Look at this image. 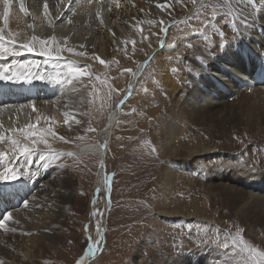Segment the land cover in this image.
<instances>
[{
  "label": "bare ground",
  "instance_id": "1",
  "mask_svg": "<svg viewBox=\"0 0 264 264\" xmlns=\"http://www.w3.org/2000/svg\"><path fill=\"white\" fill-rule=\"evenodd\" d=\"M67 1L47 0L49 11L46 13L44 11L45 0H27L26 12L21 11L20 0H10L11 8L8 11V23L5 26L3 22L4 5L3 0H0V28L5 29L6 37L8 33L13 34L16 37L17 44L27 42L33 35L40 39H50V35L53 33L52 25L63 21V19L58 20V16L59 12L64 10L66 17L75 24L73 31H66L64 26L61 31L64 35L63 42L66 49L71 48L73 50L68 53L75 54L74 42L76 39L79 40L84 37L85 43L88 45V55L92 54L105 60L109 57H116L117 53L121 52V47L127 45L128 39L139 34L144 35L142 29L146 17L152 19L160 28H162L161 21H163V27L170 21V18L164 13L165 11L156 7L158 3H164L165 0H76L75 5L72 6L74 9L66 7ZM213 1L222 10V12L220 11L221 15L218 23L232 19L236 36L218 54H215L214 51L207 54L205 50L202 54L200 53V44L210 34L209 26L206 31H201L188 38L187 45L197 46L194 53L201 55L199 58L206 61L204 65H200L199 60L197 66L194 64L199 69V74L194 77L195 81L193 80V82L186 83L183 86L187 80L185 67L179 68L176 65L178 63L173 65L169 61L168 63L165 61V53L168 55V52H174L175 47L163 45L162 53L157 50L152 52L154 53V60L156 59L157 68L162 70V73H158L159 78L156 85L162 86L166 95L170 97L183 92L182 98H184V103L180 102V98L178 100L174 98L175 101L172 99L173 110L167 116L171 122L164 127L161 133L165 138L162 141V144H165L164 151L166 150L168 153L167 167L164 168L163 177L166 180V185L174 187L177 184L176 179L185 173L187 179L186 182L183 181L184 186L188 187L190 184H194L196 187H203L206 194L216 195L217 197L211 202V206L219 211L220 217L228 216L229 218L231 216L239 220L241 225L246 228L247 238L256 239L257 241L260 238L264 244V197H261L264 196V161L252 167L255 170L253 176L241 177L235 171L240 165L234 164L235 158L229 149L217 151L208 149L203 145L196 146L195 150L193 148L184 150L174 147L175 145L182 146L186 142L180 140V137H182L180 133L181 131L184 132L183 129L185 128H188L187 130H190L192 133H189L191 134L199 130V134H209L217 139L239 134H244L248 138L264 135V84L258 77L259 74L264 77V0H253V3H249V0H196L195 4L191 0H182V2L181 0H168L172 5V16L180 18L197 9H206L207 4ZM100 6L106 7L108 9L107 13L98 11ZM154 16H158L160 19L156 20ZM97 18L100 19L99 23H95ZM237 18H241L243 24L240 25L239 20H236ZM218 23H216L217 26ZM136 24L140 28L136 29ZM91 27L95 30L87 33L86 29L88 30ZM216 29L218 30V27ZM225 32L230 33L231 31L226 27ZM123 42L125 43L121 44ZM145 42L150 46L151 41L149 42L147 39ZM181 42L182 39L178 44L180 45ZM251 51L254 52V57L251 56ZM28 53L24 52L22 55ZM16 58L8 56L6 59H0V64H12ZM187 59H184V63L187 62ZM38 61L37 59L32 62L35 64V69L32 71L30 81L34 79L37 71L41 75L50 76L45 71L43 63ZM189 62L195 63V60L191 57ZM191 74H194V72ZM199 79L201 82H198ZM32 82L33 84L31 82L19 84L12 80H0V120L2 119L1 121L7 123L6 132L10 129L12 131H9L14 133V135L9 136V134V137H7L4 131L0 129L3 132L1 135L6 137L3 142H0V152H11L5 157L9 161L15 157L11 151L10 138H19L23 141L20 130L26 129L28 125H36L41 132H44L45 139L50 145L45 129L54 130L62 135L75 134L76 130L80 131L82 129V127L75 126L76 120L84 122L88 116L86 115L88 112L86 94L82 91L79 83L72 82V87H68L66 90L56 88V83L54 85L55 91L60 94H56L53 87L51 89L53 94L58 96L55 95V98L51 99L49 96L46 98L45 89L38 85V87L34 86L36 82L49 83L48 79L37 78L36 81L32 80ZM257 82H260L262 86L257 85ZM136 83L137 80L134 79L129 85L130 90L133 89ZM154 87L153 83H148L149 92ZM185 90L190 91V94L184 93ZM36 91L38 94H42L41 92L44 91L45 98L42 97L43 99L36 102L34 106L33 101L36 99H33V95ZM29 104L32 106L28 107ZM168 110L170 111V108ZM118 116L119 111H113L105 128L100 132L97 143L86 146L82 150L83 152L92 151L93 154L97 152L96 155L98 154L102 158L103 166L107 147H105V144L117 122ZM4 118H9V120ZM38 118L39 123H37ZM34 130L31 129V131ZM196 136L197 138H186L189 142L194 143V147L196 140H203L201 136ZM37 138L34 137L33 139ZM40 145L45 144H37L36 155L32 156L31 159L25 160L24 157L16 156L18 157L17 163L12 165L18 167L20 172L25 168L30 175H21L22 177L19 176L15 182L0 180V223H5V228L0 229V264H3V260H6L4 264H39V261L32 254L43 252L44 249L39 247L47 242L46 239L52 238L41 231L42 228L51 229V225H53H49L52 219L48 221L49 216L53 214L44 212L47 211V208L49 209L52 203H60L63 196L59 191L57 192V189L64 181L61 178L62 169L53 167L50 159L44 161L43 165L41 163H32L31 165L32 161L42 162L39 159V154L47 152L40 151L38 149ZM234 153H237L239 159H242L238 151H234ZM220 154L225 159H222L215 168L204 170V166L209 164V160L212 162L214 159L220 158ZM230 157L233 158V161L229 159ZM221 163L223 164L221 165ZM29 165H31L30 170L26 169ZM103 166H101V172H104ZM3 170L4 167L1 165L0 172ZM192 171L194 175L200 176L202 183L198 181L199 179L189 181L191 178L189 175ZM103 178L101 182L100 178L97 179V183L103 185L105 191L110 195V182L106 181V177ZM245 178L248 183L245 182ZM30 188L40 199H43H41V204L46 206V210H42L44 205L42 208L35 205ZM18 195L22 196L24 203H20L21 201L17 198ZM76 198L77 202L81 203V200H79L80 195L77 193ZM193 200L197 203L195 197H193ZM186 201L183 202L178 213H165L166 221L174 223L179 220L182 223L186 219H189V222L199 219V221L206 222L203 213L195 212L191 215L187 211ZM200 203V205L196 204V210L197 207L204 208L207 204L204 199H201ZM25 205L27 207H23ZM56 206H52L53 210L51 212L59 209ZM35 207L40 208L41 211L36 209L33 211ZM58 212L63 213L61 210ZM9 214H11V220L6 219ZM209 227L211 231L214 226L209 225ZM193 232L195 231H192L191 234ZM193 237L191 235L189 238L195 240ZM30 241L37 242L38 246H34ZM165 241L167 243L166 239ZM169 242L170 249H173L172 253L160 254V256L148 253V255L143 256L144 258L141 261V256H136L138 260L136 264H160V262L165 264H251L250 261H247L248 259H242L243 253H233L231 249L224 250L215 247V249L205 251L204 249H198L195 245L192 248L194 243L190 245L188 242L185 245L178 246L177 242L173 240H169ZM142 247L143 245L140 246L141 250ZM22 253L25 257H28L27 261L21 259ZM167 256H169L168 260L166 259ZM9 261L10 263H8Z\"/></svg>",
  "mask_w": 264,
  "mask_h": 264
},
{
  "label": "rangeland",
  "instance_id": "2",
  "mask_svg": "<svg viewBox=\"0 0 264 264\" xmlns=\"http://www.w3.org/2000/svg\"><path fill=\"white\" fill-rule=\"evenodd\" d=\"M20 2H23L24 8L27 9V0H20ZM75 3L76 0H68L66 7L74 9L72 6ZM218 7L213 1L207 4L206 9H197L182 18L172 16V8H170L164 12L170 18V21L164 26V28H167L166 33L152 19L146 17L145 21H143L144 25L142 29L144 35L139 34L128 39L127 45L121 47V52L117 53L116 57L105 59V64H101L96 59L97 56L88 55V45L85 43L84 37L79 40L76 39L74 42L76 53H68L63 42L64 35H62L61 31L63 26L66 31H73L75 24L69 22L70 19L66 17L64 10H62L59 12L58 20L63 19V23H53V33H51L50 39H46L51 41L55 37L53 47L65 49L61 53L60 59L48 61V58L45 56L28 53L27 55L18 56L15 62L12 63L26 65L33 71L35 64L32 62L38 59L39 63H43L45 71L50 76L59 73L61 79L64 78V74L69 71L70 67L84 70V75L73 80V83L77 82L81 85L88 103H86L88 108L87 118L84 122L79 121L77 123L78 120H76L75 123V126L82 127V129L80 131L76 130L75 134L71 135H62L52 130V132L57 134L53 136L46 132L51 148H47V145H40L38 147L40 151H54L60 154L55 160L50 159V163H52L53 167L62 169L61 178L64 181L57 189V192L59 191L63 196L60 203H52L49 209L47 208L48 212H44L53 214L48 218V221L52 219L49 225H53H51V229L42 228L41 231L52 238L46 239L47 242L39 247L44 249L43 252L40 251L39 254L34 252V255L32 254L39 261V264H136L138 261L136 256H141V261L144 258L143 256L148 255V253L158 256L160 254L172 253L173 249H170L169 240L177 242L178 246L185 245L188 242L190 245L194 243L192 244V248L195 245L198 249H204L205 251L215 249V247H220L224 250L231 249L233 253H243V260L248 259L247 261H250L251 264H255L247 252H241L239 248L234 249L231 246L232 237L238 231L250 247L264 252L262 240L258 238V242L256 239L247 238L246 228L241 225L239 220L231 216L229 218L228 216L220 217L219 211L214 207L212 208L211 202L217 197L216 195L206 194L203 191V187H196L194 184H190L188 187L184 186V182L187 179L185 173L179 178H175L177 184L174 187L166 185V180L163 177L164 168L167 167L168 153L166 150L164 151L165 144H162V141L165 138L161 133L164 127L171 122L167 116L173 110L172 99L177 98L178 100L180 98V102L184 103V98H182L183 92L170 97L166 95L162 86L156 85L159 78L158 73H162V70L157 68L156 59L154 60L155 57L152 52L157 50L162 53L163 45L175 47L174 52H168V55L165 53V61L167 63L169 61L173 65L178 63L176 65L179 68L185 67L187 80L183 86L186 83L193 82L194 77L199 74V69L196 66L198 65V57L201 55L194 53L197 46L187 45L188 38L195 36L201 31H206V28L209 26L210 34L200 44L201 54L203 50L207 54L212 51L218 54L225 48L227 43H231L235 39L234 21L227 19L218 23L222 12ZM107 10L104 6L98 8V11L105 13H107ZM154 19L159 20L160 18L154 16ZM240 19L237 18L236 20H239L238 23L241 25L243 24V20ZM99 20L97 18L95 23H99ZM216 23L219 25L217 26ZM60 24L62 25L60 26ZM216 27H218V30ZM226 27L231 31L230 33L225 32ZM135 28L138 29L140 27L136 24ZM93 30L95 29L91 27L88 30L86 29V32L90 33ZM221 32H224L226 37V42L222 49L220 48L222 42L220 39ZM147 39L149 42L151 41L150 46L152 47L146 44L145 40L147 41ZM181 39L182 42L179 45L178 43ZM79 53H83L84 56ZM53 55L55 56V52ZM165 55L163 54L162 56L164 57ZM191 57L195 60V63L189 62ZM186 58H188L187 62L184 63V59ZM189 68L192 69L194 74L188 71ZM45 75L42 74L41 76ZM134 79L137 80V83L130 90L129 85ZM32 80L36 81L37 78L31 79L30 82L33 84ZM12 81L15 82L14 80ZM22 82L24 81L21 80L18 83L24 84ZM149 82L155 85L150 92L148 89ZM198 82H201L200 79ZM40 83L41 85H39ZM40 83L36 82L35 84L34 82V86L38 85L45 89L46 98L49 96L51 99L55 98L56 94H60L58 91H55V86L61 90L62 88L66 90L68 87H72V84H56L50 81V84L48 82H46L47 84L45 82ZM51 89L56 94H53V90ZM185 91L184 93L190 94V91ZM41 93L38 94L36 91L35 95H33V99H36L35 101L32 100L34 106L36 102L43 99L42 97L45 98L44 91ZM30 106L32 105L29 104L28 107ZM169 108L170 111L168 110ZM13 110L15 111V109ZM115 110L119 111V116L105 144V147H107L104 156V172H101V156L96 155L97 152L93 154L92 151L83 152L82 150L86 146L97 143L100 132L105 128L109 116ZM4 119L9 120V118ZM1 120L0 129L4 131L5 136L14 135V133L10 132L12 131L10 129V131H7L9 133L6 132L5 127L7 123ZM187 129H183L184 132L181 131L180 133V136H182L180 140L186 142L182 146L175 145V148L178 149L179 147L184 150L193 148L195 150L196 146L203 145L208 149L217 151L229 149L235 158L234 164L240 165L235 171L241 177L246 175L253 176L255 170L252 167L264 161V135L248 138L244 134H239L229 136L228 138L224 137L222 140L209 134H199V130L191 134L192 132ZM1 131L0 135L3 133ZM196 135L201 136L203 140H196L197 143L195 142L194 147V143L192 141L189 142L186 138H197ZM59 136H65L68 142L60 140ZM186 143L190 144V146ZM234 151H238L242 159H239V156ZM69 153L72 155L69 156ZM231 158L229 159L233 161V158ZM222 159H225V157L220 154V158L214 159L212 162L209 160V164L204 166V170L215 168ZM17 160L18 157L16 156L10 159V161L4 158L0 160V167L1 165L4 168L9 165H15ZM32 163L44 164L43 162L36 161H32L31 165ZM31 165L26 167V169L30 170ZM21 171L20 177L23 176L26 170L23 168ZM107 176L108 182H110V195L105 191L103 185L97 183V179L100 178L101 182L104 179L103 177ZM189 176L191 177L189 181L192 182L199 179L198 181L201 182L200 176L194 175L193 171ZM244 180L248 183L246 178ZM8 181L13 182V180ZM30 193L32 199L35 201L34 203H36L35 205L42 208L44 205L41 204L42 198L40 199L31 188ZM76 193L80 195L79 200H81V203L77 202ZM193 197H195L197 203L194 202ZM17 198L21 201L20 203H24L21 195H18ZM201 199H204L207 204L204 208L197 207V211L195 206L196 204H201ZM185 201L186 206H188L187 211L191 215L195 212L203 213L202 215L205 216L206 222L199 221V219L190 222L189 219H186V221L183 219L186 223H180L181 221L179 220L174 223L167 222L165 213H178ZM52 206H56L59 209L51 212L53 210ZM40 208L35 207L33 211L35 209L41 211ZM42 210H46L45 205ZM60 210L63 211L62 214L58 212ZM29 221L31 222V219ZM209 225L214 226L211 231ZM105 228H107L106 231ZM191 230L195 232L191 234ZM191 235L192 237L195 236L193 237L195 240L189 238ZM165 239L167 243H165ZM251 239L254 242L252 241L251 243ZM225 242L229 243L230 246L227 249L223 247ZM32 244L38 246L37 242H32ZM141 245H143L142 250L140 249ZM89 249H94L92 254H89ZM177 249L179 248L177 247ZM35 254L37 255L35 256ZM21 259L27 261L28 257H25L24 253H22ZM166 259L168 260L169 256ZM5 261L3 260L2 263L4 264ZM160 264L165 263L160 262Z\"/></svg>",
  "mask_w": 264,
  "mask_h": 264
},
{
  "label": "snow or ice",
  "instance_id": "3",
  "mask_svg": "<svg viewBox=\"0 0 264 264\" xmlns=\"http://www.w3.org/2000/svg\"><path fill=\"white\" fill-rule=\"evenodd\" d=\"M182 2V0H181ZM193 4L196 3V0H191ZM249 3H253V0H249ZM4 5V14H3V22L5 26L8 23V11L11 8V2L10 0H3ZM159 9L162 11H167L172 7V5L168 2V0H165L164 3H158L156 5ZM21 11H25L23 2H21L20 5ZM44 11L47 13L49 11L47 0H45L44 3ZM69 22H71L69 20ZM103 23V21H101ZM162 28L161 30L163 32H167V28L163 27V21H161ZM146 38V37H145ZM220 39L221 44L220 48L222 49L224 47V43L226 42V37L224 32L220 33ZM55 43V37L52 38L51 41L40 39L36 36H32L27 42H21L17 44L16 37L8 33L7 37L5 35V29L0 28V59H6L8 56L18 57L22 55L24 52L29 53H35L36 55L45 56L48 58V61H51L53 59H60L61 53L65 51L64 48H54L53 44ZM135 44V42H133ZM68 52H72L73 50L71 48L67 49ZM55 52V56L53 53ZM80 55H83V53H79ZM96 59L99 60L101 64H105L106 62L99 57H96ZM200 65L205 64V59L199 58ZM38 67V66H37ZM130 71V70H129ZM189 72H192V69H188ZM84 75V70L70 67L69 71L64 74V78H60V74L56 73L52 76H41L39 71L36 72V75L34 78H40V79H48L50 82L58 83V84H66L71 85L73 80L81 77ZM30 78H32V71L31 68L26 65L21 64H0V80H14L16 82H20L23 80L24 82H30ZM35 111V109H33ZM37 123H39V118L37 119ZM79 123V121H77ZM31 129H35L34 131H31ZM92 130V129H90ZM94 131V130H92ZM45 132L50 133L53 136H56L57 134L55 132H52L51 129H45ZM20 136L23 137V141L19 138H10V145H11V151L14 156L24 157L25 160L31 159L32 156L36 155V146L39 143H43L47 145L49 148H51L50 145H48L47 140L45 139L44 132H41L39 128L36 127V125H28L26 129L20 130ZM34 137H38L37 139H33ZM60 140H64L65 142H68L65 137L59 136ZM6 139L4 135H0V142H3ZM7 152H0V160H3L5 157H7ZM59 153H56L54 151H48V152H41L39 154V159L44 162L46 160L52 159L55 160L57 156H59ZM69 156L72 154L69 153ZM103 166V165H102ZM20 171L18 167H13L11 165L6 166L2 172H0V180L8 181V180H17L20 176ZM23 175L28 176L30 175L29 172H24ZM108 178L106 177V181ZM27 207V205H25ZM11 214L8 215L7 220H11ZM5 228V223H0V229ZM231 246L235 248H239L241 252H247L251 259L255 262V264H264V252H261L257 250L254 247H250L247 242L244 240L241 233L238 231L235 236L232 237L231 240ZM223 247L225 249L229 248V243L225 242L223 244ZM94 249H89V254H92Z\"/></svg>",
  "mask_w": 264,
  "mask_h": 264
},
{
  "label": "clouds",
  "instance_id": "4",
  "mask_svg": "<svg viewBox=\"0 0 264 264\" xmlns=\"http://www.w3.org/2000/svg\"><path fill=\"white\" fill-rule=\"evenodd\" d=\"M107 228H105V231H106Z\"/></svg>",
  "mask_w": 264,
  "mask_h": 264
}]
</instances>
